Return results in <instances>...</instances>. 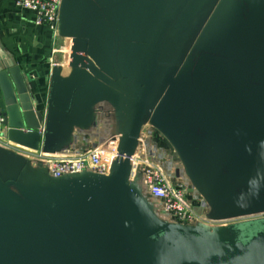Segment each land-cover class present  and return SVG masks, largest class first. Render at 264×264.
<instances>
[{
	"label": "crops",
	"instance_id": "1",
	"mask_svg": "<svg viewBox=\"0 0 264 264\" xmlns=\"http://www.w3.org/2000/svg\"><path fill=\"white\" fill-rule=\"evenodd\" d=\"M115 34L113 63L118 81L129 85L141 61V35L153 33L170 0H94ZM180 0H176L178 3ZM15 0H0V71L12 62L43 110L38 151L0 135V149L44 175L46 163L73 160L97 147L116 148L133 106L117 102L92 84L89 73L70 67L71 40L52 41L47 27ZM146 36V42H149ZM186 82L191 99L178 129L149 118L132 156L141 168H159L212 233L242 214L264 211V0H190L166 33L158 77ZM61 114L56 148L45 149V125ZM0 109L5 106L0 90ZM3 127L0 129V132ZM6 187L18 192L14 182ZM163 222L161 203L148 197L144 173L131 180ZM241 209L239 215L231 211Z\"/></svg>",
	"mask_w": 264,
	"mask_h": 264
},
{
	"label": "water",
	"instance_id": "2",
	"mask_svg": "<svg viewBox=\"0 0 264 264\" xmlns=\"http://www.w3.org/2000/svg\"><path fill=\"white\" fill-rule=\"evenodd\" d=\"M189 1L170 0L153 33L137 31L141 61L125 85L117 78L115 34L103 10L94 0H62L58 29L71 40L70 67L89 73L92 84L133 110L105 176L51 179L0 149V264H264V218L229 224L215 233L165 223L130 182L143 122L152 118L182 129L177 119L188 112V85L180 77H158V61L167 31ZM0 90L5 106L1 137L38 151L45 115L12 62L0 71ZM53 106L45 149L56 148L61 114ZM7 181L18 192L6 187Z\"/></svg>",
	"mask_w": 264,
	"mask_h": 264
},
{
	"label": "built area",
	"instance_id": "3",
	"mask_svg": "<svg viewBox=\"0 0 264 264\" xmlns=\"http://www.w3.org/2000/svg\"><path fill=\"white\" fill-rule=\"evenodd\" d=\"M62 0H15V4L34 15V25L44 26L52 34V41L60 35L58 29V15ZM70 60V49H64ZM4 112L0 109V129L3 127ZM2 147V144H0ZM118 147V146H117ZM117 147H97L84 156L73 160L50 161L46 163L44 173L51 179H61L67 176H77L83 173L98 176L108 175L111 164L117 156ZM132 170L130 182L139 171L144 173L148 194L155 201L161 203L163 214L168 217L172 224L195 227L205 220L197 216L185 201L184 189L180 185L171 184L162 171L154 166L141 168L134 164L131 158ZM264 218V211L251 212L228 219L225 225L243 222L253 219Z\"/></svg>",
	"mask_w": 264,
	"mask_h": 264
}]
</instances>
